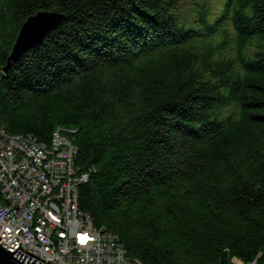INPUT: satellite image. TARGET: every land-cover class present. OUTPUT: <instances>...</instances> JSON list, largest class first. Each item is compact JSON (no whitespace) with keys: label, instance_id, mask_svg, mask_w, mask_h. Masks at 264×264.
<instances>
[{"label":"trees","instance_id":"16d2710c","mask_svg":"<svg viewBox=\"0 0 264 264\" xmlns=\"http://www.w3.org/2000/svg\"><path fill=\"white\" fill-rule=\"evenodd\" d=\"M66 20L6 74L22 25ZM0 129L88 173L142 264H264V0H0Z\"/></svg>","mask_w":264,"mask_h":264},{"label":"built area","instance_id":"2783aa9c","mask_svg":"<svg viewBox=\"0 0 264 264\" xmlns=\"http://www.w3.org/2000/svg\"><path fill=\"white\" fill-rule=\"evenodd\" d=\"M57 129L52 143L0 129V237L55 264H142L131 259L117 235L94 227L79 207L89 174L76 168L77 148ZM231 264L245 263L233 258Z\"/></svg>","mask_w":264,"mask_h":264},{"label":"water","instance_id":"95a60500","mask_svg":"<svg viewBox=\"0 0 264 264\" xmlns=\"http://www.w3.org/2000/svg\"><path fill=\"white\" fill-rule=\"evenodd\" d=\"M65 20V15L56 12H40L30 17L21 27L4 72L8 74L13 64L19 62L31 50L41 46ZM4 239L0 237V264H55L25 251L22 243L16 251L11 252L2 246Z\"/></svg>","mask_w":264,"mask_h":264}]
</instances>
